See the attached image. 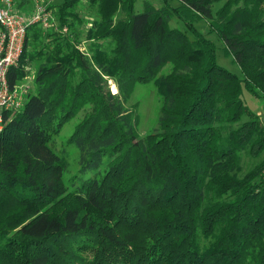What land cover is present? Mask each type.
<instances>
[{"label": "trees", "instance_id": "16d2710c", "mask_svg": "<svg viewBox=\"0 0 264 264\" xmlns=\"http://www.w3.org/2000/svg\"><path fill=\"white\" fill-rule=\"evenodd\" d=\"M85 1L98 19L83 53ZM215 1L137 12V0H64L53 39L34 52L45 31L29 27L8 82L39 64L37 90L5 113L0 136V264H264V161L238 175L241 153H264V123L242 99H264V0H227L214 14ZM205 20L242 75L219 64ZM151 82L159 128L141 136L126 103ZM88 105L65 146L80 175L65 181L69 163L52 142Z\"/></svg>", "mask_w": 264, "mask_h": 264}, {"label": "rangeland", "instance_id": "374dc122", "mask_svg": "<svg viewBox=\"0 0 264 264\" xmlns=\"http://www.w3.org/2000/svg\"><path fill=\"white\" fill-rule=\"evenodd\" d=\"M64 0H38L39 5L46 6L47 8L51 7L50 10L54 17L56 15V11L54 8L55 5L61 4ZM227 0H216L213 5V13L215 14L226 2ZM149 2L156 7H162L165 3V0H137L136 2V11L141 12L144 7V3ZM172 5L176 6L177 1L171 2ZM18 1H16V10L25 15L31 16L36 9L35 0H26L24 6H17ZM78 13L82 18L87 22L84 26H78L75 33L78 31L79 35L77 37L78 42H80L79 48L83 53L88 52V45L90 44L87 39V30L92 26V24L98 19L97 10L95 8L90 7L88 1L83 2L79 8ZM118 17H122V13L118 14ZM55 21V20H54ZM53 21V22H54ZM57 21V20H56ZM55 21V22H56ZM49 24V26L45 27L42 24H36L43 32L45 31V40L41 45L35 46L33 40L31 39L30 51L34 52L35 50H39L45 45H47L53 38H49V34L55 32L57 24L54 22ZM171 25L175 28H179L181 30H185V26L182 22L172 21ZM198 28L201 29L205 34L208 35V38L211 39L217 46V55L218 62L221 66L228 69L232 73L242 75L240 67L233 63L232 58H226L224 54V43L220 40V38L215 34H208L210 31L209 22L207 20L201 21L198 23ZM60 33V32H59ZM63 33H67L68 35L74 37L75 33L68 32L67 28H64ZM76 38V37H75ZM52 43V42H51ZM39 65V64H38ZM38 65H34L31 69V73L28 74L27 77L23 79L22 82L19 83L20 87L23 89L29 88V93H35L37 90V84L35 83L36 71L38 69ZM171 67L168 66L164 70H162L161 74L165 75L170 73ZM110 89L113 93H118V88L114 81H109ZM117 90V92H114ZM28 95V94H27ZM242 99L244 100L246 106L249 107L250 110L254 111L261 118L264 123V99L254 98L248 92H244ZM163 104V96L158 91L154 82L148 84H140L137 85L134 91V94L130 98V100L126 103V107L135 111L138 120L139 126L138 130L141 136H145L148 133H151L159 128V119L161 116V107ZM91 106L88 105L83 111H81L76 117L72 118L68 123H66L61 129L60 132L56 135L52 142L53 148L61 154L65 156V160L69 163V169L65 172V181H68L71 177L80 175L79 171V154L75 148H65L68 139L73 134L76 125L91 111ZM67 152V155L65 153ZM241 155V168L238 171L239 176H244L251 169H253L257 164L264 161V153L259 158H254L249 155L248 152H243ZM90 173H87L83 176H89ZM214 195L211 193L208 195L206 200V205H209L212 201H214Z\"/></svg>", "mask_w": 264, "mask_h": 264}, {"label": "built area", "instance_id": "2783aa9c", "mask_svg": "<svg viewBox=\"0 0 264 264\" xmlns=\"http://www.w3.org/2000/svg\"><path fill=\"white\" fill-rule=\"evenodd\" d=\"M36 9L31 16L16 10L15 0L0 2V136L5 129V113L20 111L25 103L29 88L19 85L11 89L8 74L20 64L27 33L30 26L42 24L47 27L54 21L53 13L35 0Z\"/></svg>", "mask_w": 264, "mask_h": 264}, {"label": "crops", "instance_id": "0c3cea01", "mask_svg": "<svg viewBox=\"0 0 264 264\" xmlns=\"http://www.w3.org/2000/svg\"><path fill=\"white\" fill-rule=\"evenodd\" d=\"M16 1H18L17 6H19L21 2L25 3L24 0H15V2H16Z\"/></svg>", "mask_w": 264, "mask_h": 264}]
</instances>
